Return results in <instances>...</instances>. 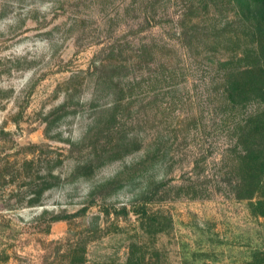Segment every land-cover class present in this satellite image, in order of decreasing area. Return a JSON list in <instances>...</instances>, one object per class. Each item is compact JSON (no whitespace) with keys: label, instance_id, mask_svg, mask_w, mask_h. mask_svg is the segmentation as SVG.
<instances>
[{"label":"rangeland","instance_id":"374dc122","mask_svg":"<svg viewBox=\"0 0 264 264\" xmlns=\"http://www.w3.org/2000/svg\"><path fill=\"white\" fill-rule=\"evenodd\" d=\"M179 1L0 0V264H264V95L209 71L244 28L209 1L204 73L166 78L191 60L143 20Z\"/></svg>","mask_w":264,"mask_h":264},{"label":"trees","instance_id":"16d2710c","mask_svg":"<svg viewBox=\"0 0 264 264\" xmlns=\"http://www.w3.org/2000/svg\"><path fill=\"white\" fill-rule=\"evenodd\" d=\"M209 1L215 3L219 0H180L175 2L170 8L163 7L161 12L153 13L151 16H145L143 20V28L150 29L156 25H171L175 43L181 46L188 53L191 62L185 64V67L173 68L166 70L164 77L171 78L177 75L185 76V72L204 73L197 64L195 58H191V51L195 44H198V39L204 35L206 31L201 27L200 19L195 15L198 9H205ZM228 4L233 5V16L231 24L235 27L242 26L244 28V36L247 41L245 48L238 52V48H231L228 56L224 59L220 58L215 62V66L210 64L209 71L215 74L218 82H220L221 95L224 96V102L231 106V110L237 106H243L252 95H264V0H226ZM206 12V11H205ZM207 35V34H206ZM239 45V38H236ZM227 41H233V37H229ZM167 44V42L165 43ZM197 58V57H196ZM262 127L251 132L258 138L262 136L264 139V121L261 122ZM249 128H251L249 126ZM254 149L244 150L246 156L251 159L253 170V179L255 187L249 189L248 195L252 194L255 189L262 183L256 178V174L261 173L264 169V143L253 142L251 144ZM257 147V149H255ZM256 169V172H255ZM156 188L149 192L150 196ZM246 194V195H247ZM149 195H146L143 206L148 201ZM122 212L127 214V208L123 207ZM66 216L53 215L51 221L65 219Z\"/></svg>","mask_w":264,"mask_h":264}]
</instances>
